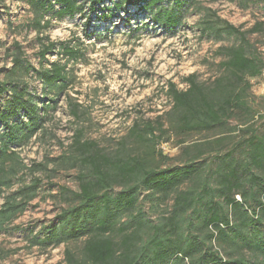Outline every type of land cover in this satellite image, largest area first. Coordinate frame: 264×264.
<instances>
[{
	"label": "rangeland",
	"instance_id": "rangeland-1",
	"mask_svg": "<svg viewBox=\"0 0 264 264\" xmlns=\"http://www.w3.org/2000/svg\"><path fill=\"white\" fill-rule=\"evenodd\" d=\"M27 1L0 0V81L6 80L18 47L25 63L36 70L53 62L66 65L67 80L62 89L50 92L43 90L33 72L15 77L40 111L39 128L28 139L24 134L34 130L31 115L21 110L5 120L11 91L0 98V137L12 125L23 132L20 139L6 138L8 154L0 156L1 175L7 182L0 185V209L8 197L23 203L22 211L0 232V264H69L67 251L82 259L85 240L58 247L32 242L35 237L44 238L46 228L57 222L65 197L79 190V177L87 172L84 158L88 151L77 140L94 142L112 156H139L150 166L166 170L185 165L188 157L183 150L193 144L215 143L226 137L224 145L216 146L225 153L242 141L246 128L264 133V0H194L183 9V22L175 29L158 26L136 5L114 11L107 20L88 13L58 20L50 13V28L41 35L31 28L34 14ZM217 19L248 32L249 55L262 62L263 70L260 76L248 78L252 86L245 99L250 113L236 112L228 127L237 128L235 132L184 131L171 112L168 87L173 83L186 89L185 80L192 74L210 85L223 73L225 58L219 50L239 41L236 37L217 41L203 36V23ZM257 27V32H250ZM51 43L56 44L55 49L42 60V45ZM62 44L73 48L76 57H66ZM136 122L161 127L154 152L152 145L130 136ZM2 147L0 144V155ZM216 153L207 156L209 168L215 166L212 158ZM143 204L149 217L158 220L168 215L173 201L152 204L144 199Z\"/></svg>",
	"mask_w": 264,
	"mask_h": 264
},
{
	"label": "trees",
	"instance_id": "trees-1",
	"mask_svg": "<svg viewBox=\"0 0 264 264\" xmlns=\"http://www.w3.org/2000/svg\"><path fill=\"white\" fill-rule=\"evenodd\" d=\"M194 0H28L34 18L31 28L38 33L50 28L53 13L58 20L77 15H95L100 20L109 19L114 11L125 6H138L147 12L155 24L165 29H175L184 19V8ZM110 3L111 6L107 4ZM164 3L167 4L164 5ZM88 20H91L89 17ZM261 26V25H258ZM255 28L251 33H255ZM202 35L217 41L236 37L237 44L221 47L223 73L210 85L198 80L196 74L185 80L186 89L171 83L167 95L172 100L171 112L188 132H215L222 134L229 122L240 111L250 113L245 99L251 88L248 78L261 75L263 65L249 55L248 32H242L226 21L204 22ZM47 40L39 39L42 41ZM41 59L55 49L56 44L42 45ZM63 54L74 58L77 52L61 45ZM18 47L13 66L6 80L0 81V98L11 91L8 101V120L25 110L31 115L34 126L28 139L39 128L40 111L27 97V89L15 81L16 76L37 75L43 90L62 89L67 80V66L53 62L36 70L26 64ZM21 77V76H20ZM19 78V77H18ZM46 112L43 111V115ZM247 116V115H246ZM9 133L0 137L3 145L0 156L8 154L6 138L20 139L23 132L16 125L8 126ZM235 148L225 153L215 143L193 144L183 150L188 157L182 167L158 169L139 156L110 155L94 142L81 143L88 151L84 158L87 172L79 177V190L65 197V206L57 222L46 228L45 237H35L34 245L58 247L62 244L85 240L83 257L77 260L66 252L69 264H264V133L251 127ZM155 127L151 122L131 129L130 136L140 143L158 145ZM157 140V141H156ZM156 141V142H155ZM215 145V147H214ZM214 168L206 165L207 156ZM160 155L162 152L157 151ZM193 153V154H192ZM157 154V153H156ZM0 166V185L5 186ZM35 187L28 190L33 191ZM118 188V191L115 189ZM65 193L68 190L63 189ZM144 197L142 198V195ZM35 194L29 198L32 200ZM152 204L173 201L171 210L158 220H152L144 210L143 200ZM16 199L7 198L0 209V232L8 221L22 211Z\"/></svg>",
	"mask_w": 264,
	"mask_h": 264
}]
</instances>
